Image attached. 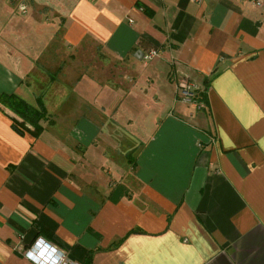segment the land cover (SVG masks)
Returning a JSON list of instances; mask_svg holds the SVG:
<instances>
[{"label": "crops", "instance_id": "1", "mask_svg": "<svg viewBox=\"0 0 264 264\" xmlns=\"http://www.w3.org/2000/svg\"><path fill=\"white\" fill-rule=\"evenodd\" d=\"M254 1L0 0V94L46 110L0 104V264L38 237L68 264H264Z\"/></svg>", "mask_w": 264, "mask_h": 264}, {"label": "built area", "instance_id": "2", "mask_svg": "<svg viewBox=\"0 0 264 264\" xmlns=\"http://www.w3.org/2000/svg\"><path fill=\"white\" fill-rule=\"evenodd\" d=\"M199 1V0H195ZM254 4L260 6L262 0H255ZM157 54L156 50L150 49L143 55V59L146 61L151 60ZM199 88L190 83L186 77H181L176 80V91L178 97L186 103L193 105L196 108L205 107L203 102L196 99V92ZM44 251V255H41V251ZM31 252V258L29 259L33 264H68L66 253L54 246L52 243L39 238L33 243H31L24 251V256L26 253Z\"/></svg>", "mask_w": 264, "mask_h": 264}, {"label": "trees", "instance_id": "3", "mask_svg": "<svg viewBox=\"0 0 264 264\" xmlns=\"http://www.w3.org/2000/svg\"><path fill=\"white\" fill-rule=\"evenodd\" d=\"M208 87V81L205 80L203 88L198 89L196 92V99L198 101L203 102L205 106L204 108H207V110H209V102L207 95ZM0 104L10 109L12 112L17 114L20 118L28 122L36 129H42L40 120L45 117L46 110L40 99H38V105L34 106L15 94H0ZM122 240L123 239H120L112 243L110 245V248H115L121 243Z\"/></svg>", "mask_w": 264, "mask_h": 264}, {"label": "rangeland", "instance_id": "4", "mask_svg": "<svg viewBox=\"0 0 264 264\" xmlns=\"http://www.w3.org/2000/svg\"><path fill=\"white\" fill-rule=\"evenodd\" d=\"M49 15H50V14H49ZM29 16H31V15H29ZM50 16H51V15H50ZM50 16H49V17H50ZM51 18H52V17H51ZM47 19H49V18H47ZM42 21L44 22V19L41 18V22H42ZM49 21L52 22V20H49ZM53 21H54V17H53ZM31 37H34V39H35V41H36V35L32 34V35H31L30 37H28V38L31 39ZM88 55H89V53H87V56H88Z\"/></svg>", "mask_w": 264, "mask_h": 264}, {"label": "clouds", "instance_id": "5", "mask_svg": "<svg viewBox=\"0 0 264 264\" xmlns=\"http://www.w3.org/2000/svg\"><path fill=\"white\" fill-rule=\"evenodd\" d=\"M40 237H38L37 239H39ZM41 255L43 256L44 255V251L42 250L41 251ZM26 258L27 259H30L31 258V252L30 251H28L27 253H26Z\"/></svg>", "mask_w": 264, "mask_h": 264}]
</instances>
